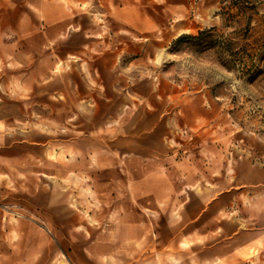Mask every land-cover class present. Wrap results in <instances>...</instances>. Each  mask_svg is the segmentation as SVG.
I'll return each mask as SVG.
<instances>
[{
	"label": "rangeland",
	"instance_id": "rangeland-1",
	"mask_svg": "<svg viewBox=\"0 0 264 264\" xmlns=\"http://www.w3.org/2000/svg\"><path fill=\"white\" fill-rule=\"evenodd\" d=\"M219 10L0 0V264H264V62L170 52Z\"/></svg>",
	"mask_w": 264,
	"mask_h": 264
},
{
	"label": "trees",
	"instance_id": "trees-1",
	"mask_svg": "<svg viewBox=\"0 0 264 264\" xmlns=\"http://www.w3.org/2000/svg\"><path fill=\"white\" fill-rule=\"evenodd\" d=\"M260 4V0H220L216 16L221 29L233 31L225 36L214 26L196 35H182L172 43L170 52H181L182 48L195 53L216 50L226 57L224 66L227 69H237L252 82L260 74V63L264 62V34L253 38L257 30L253 23Z\"/></svg>",
	"mask_w": 264,
	"mask_h": 264
}]
</instances>
